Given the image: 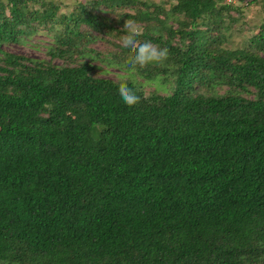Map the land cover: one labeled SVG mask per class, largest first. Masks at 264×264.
Returning a JSON list of instances; mask_svg holds the SVG:
<instances>
[{
	"label": "trees",
	"instance_id": "obj_1",
	"mask_svg": "<svg viewBox=\"0 0 264 264\" xmlns=\"http://www.w3.org/2000/svg\"><path fill=\"white\" fill-rule=\"evenodd\" d=\"M24 1L0 0V264H264V19L245 46L226 34L254 0H174L166 14L183 19L166 36H137L166 59L130 69L113 43L128 80L60 48L48 61L2 50L33 19ZM100 2L150 18L136 0ZM83 6L62 43L79 24L125 34Z\"/></svg>",
	"mask_w": 264,
	"mask_h": 264
},
{
	"label": "rangeland",
	"instance_id": "obj_2",
	"mask_svg": "<svg viewBox=\"0 0 264 264\" xmlns=\"http://www.w3.org/2000/svg\"><path fill=\"white\" fill-rule=\"evenodd\" d=\"M2 1L6 2V0ZM136 1V4H144L142 6L150 11V18L135 23L141 31L145 27H151L152 29L155 28V30L161 31L163 36H166L168 33L167 27L176 26L178 23L177 18L179 20L183 19L182 15L174 14L173 16H168L166 14L174 5V0ZM247 1L236 2L234 5H238L237 3L245 4ZM80 5H84L92 13L105 17L108 22L117 24V27H125L128 20L123 15L128 12L133 13L134 11V9L131 10L132 8L130 9L125 6L108 7L103 2H100V0H25L22 3L23 12L27 17H32L33 19L28 21L25 31L17 35V40H5L1 45L2 50L23 55L33 60L48 61L51 57L50 52L60 48L65 51L67 50V52L70 51L71 53H66L73 56L75 61H90V63L95 65L94 72L98 76L114 79L131 76L126 71L123 63H116L115 61L117 60L113 57V53H116L118 49L113 43H120V38L123 36L121 32L112 31L108 33L107 29L101 28V26L99 30H94L84 24H79L73 32L72 46L68 43H62L64 41L62 37L65 33L64 21L66 18L64 17L73 18L76 12L77 14L79 13ZM48 9H53L54 16L39 18ZM229 14L235 20H227L231 23L229 30L226 32L229 37L228 46H245L248 44L249 39L257 33L256 29H259L258 26L264 19V0L250 2L246 7L242 8L241 14L233 10H230ZM75 34H78V39ZM79 48L87 50L88 54L84 53L80 56L78 52ZM126 52L125 57L130 59L131 53L129 51ZM51 61L54 64H58L71 60L55 57ZM156 86L157 83L155 81L143 82L142 85L146 93L153 90ZM146 93L145 95L147 96Z\"/></svg>",
	"mask_w": 264,
	"mask_h": 264
},
{
	"label": "clouds",
	"instance_id": "obj_3",
	"mask_svg": "<svg viewBox=\"0 0 264 264\" xmlns=\"http://www.w3.org/2000/svg\"><path fill=\"white\" fill-rule=\"evenodd\" d=\"M140 31L139 27L129 20L125 25V34L120 38L121 47L131 53L127 65L130 69L137 65L143 67L149 63L163 61L168 56L167 48L157 47L151 41L139 42L137 36ZM124 79L128 80L130 77L125 76ZM118 99L124 105L131 107L139 102L140 96L134 87H130L127 83H121L118 88Z\"/></svg>",
	"mask_w": 264,
	"mask_h": 264
}]
</instances>
